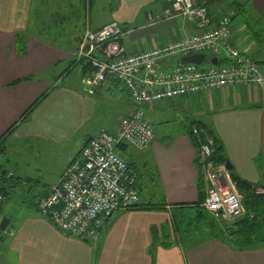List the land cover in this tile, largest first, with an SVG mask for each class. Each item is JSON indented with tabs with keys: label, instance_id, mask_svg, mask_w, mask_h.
Masks as SVG:
<instances>
[{
	"label": "crops",
	"instance_id": "0c3cea01",
	"mask_svg": "<svg viewBox=\"0 0 264 264\" xmlns=\"http://www.w3.org/2000/svg\"><path fill=\"white\" fill-rule=\"evenodd\" d=\"M197 2L206 3L212 24L235 7L232 41L264 65V0ZM169 6L167 0H98L97 4L0 0V163L4 166L2 155H7L14 134L12 143L21 142L23 148L31 139L42 145L45 141L37 156H49L56 146L63 151L54 177L43 183L37 200L25 203L17 217L3 213L12 193L10 172L4 168L10 194L0 205V220L9 219L8 229L14 235L2 234L0 264H264V241L239 245V235L223 233L200 206L206 191L199 186L203 175L190 137L191 121L206 123L223 144L235 173L264 185V86H227L146 106L145 116L158 121L168 114L166 109H178L183 113L176 117L181 124L172 130L161 124L144 149L118 146L139 174L137 188L144 207L117 211L97 240L85 242L63 234L38 210L39 201L79 156L87 139L102 129L114 131L133 106L116 80L96 87L93 94L86 91L83 79L89 68L75 62L79 36L87 27L94 30L117 21L131 30L121 43L134 53L198 31L176 12L167 17ZM175 62L167 60L165 67ZM211 64L208 57L206 67ZM63 75L73 80L64 83ZM46 92L47 97L23 118ZM73 138L76 151L65 153ZM238 220L228 224L234 226Z\"/></svg>",
	"mask_w": 264,
	"mask_h": 264
},
{
	"label": "built area",
	"instance_id": "2783aa9c",
	"mask_svg": "<svg viewBox=\"0 0 264 264\" xmlns=\"http://www.w3.org/2000/svg\"><path fill=\"white\" fill-rule=\"evenodd\" d=\"M167 1V17L176 12L195 24L198 31L134 53L127 52L121 43L131 30L117 21L94 30L87 27L79 36L75 60L89 68L83 79L86 91L93 94L96 87L116 80L127 91L133 106L114 131L102 129L87 139L79 156L39 201L40 214L67 236L95 241L117 211L132 209L141 202L139 174L117 148L127 144L144 149L153 142L155 132L145 116L146 106L227 86H264V69L232 41L231 23L238 13L235 7L212 24L205 2ZM199 53L204 54V59L207 54L216 58L217 63L200 67L181 61L182 57ZM170 59L176 62L167 68L165 62ZM191 129L194 135L202 136L199 162L206 191L202 206L218 222L241 218L246 214L243 197L226 164L212 160L213 137L197 124H192ZM256 192L264 193V188ZM3 201L0 193V204ZM2 234L11 237L14 231L7 227Z\"/></svg>",
	"mask_w": 264,
	"mask_h": 264
},
{
	"label": "rangeland",
	"instance_id": "374dc122",
	"mask_svg": "<svg viewBox=\"0 0 264 264\" xmlns=\"http://www.w3.org/2000/svg\"><path fill=\"white\" fill-rule=\"evenodd\" d=\"M95 1L97 4L98 0ZM41 35L49 37L47 32H43ZM68 65L65 66L66 69L68 68ZM207 65L208 54L200 67H206ZM262 68L264 69V67ZM62 80H64V83H68L73 80V78L64 76ZM166 112H168V114H161L163 119H165L164 122H162V118L158 121L156 118H149V116H146L153 126L154 132L159 133L161 124L169 125L171 130L180 126L181 123L178 122L176 117L182 116L183 113H181L178 109H166ZM16 138L17 137L14 134L10 141H8V153L7 155H2L3 160H1L5 166L4 168L10 172V175L13 174V177H8L10 179L9 182H11L12 185L10 188L12 189V193L8 196L4 203L3 213L15 217H17L24 210L25 203L29 204L30 202L37 200L43 189V183L49 182L60 167L61 163L58 159H60L63 154L60 146H56V148L53 147L50 151L49 156H37V152L40 154L39 148L42 145L40 142H34L32 139L28 140L24 143L23 148L21 142L12 143ZM75 142L76 138H73L72 143L66 145L67 149L65 153L76 151L77 144ZM46 144L47 143L44 141L42 146L46 147ZM45 147L43 149H45ZM55 158L57 160H55ZM1 221L2 220H0V223ZM220 223L221 228L224 226L226 228V225L230 222L226 223L222 221Z\"/></svg>",
	"mask_w": 264,
	"mask_h": 264
},
{
	"label": "trees",
	"instance_id": "16d2710c",
	"mask_svg": "<svg viewBox=\"0 0 264 264\" xmlns=\"http://www.w3.org/2000/svg\"><path fill=\"white\" fill-rule=\"evenodd\" d=\"M76 62V61H75ZM258 65L262 68L264 65L261 61H257ZM87 66V65H85ZM84 66V67H85ZM30 78H25V80ZM21 81V80H20ZM48 95V92L43 94L32 106L31 108L23 115V118L26 117L36 106H38ZM191 124H197L201 128H205L209 135H211L214 139L215 143V151L214 155L212 157V160L215 162V164L220 163H226L228 160V157L225 153V148L223 144L221 143L220 139L213 133L212 129L204 122L193 120L190 122ZM190 137L197 149V158L198 162L200 159V140L202 139V136L198 137L197 135L193 134V131L190 127ZM5 136L2 137L4 139ZM200 138V139H199ZM4 166L0 163V193L5 197L10 194L9 190H7V186L5 185V179L7 178V174H3ZM230 175L234 182L237 185L238 190L240 191L242 197H243V204L246 209V214L239 218L238 221L234 222V226L232 224H227L226 228L225 226L221 228L220 222L215 220L207 211V215L213 220V222H216L218 226H220L221 231L227 232L229 236H233L234 234H238L236 242L239 243L241 246H251L256 245L264 241V193H257L256 188L263 187L264 185L260 184H254L251 183L245 179L240 178L235 171L232 169L230 170ZM9 177V176H8ZM12 177V176H11ZM9 177V178H11ZM200 189L201 191H205V185L203 182L202 176L200 177ZM202 208V204H200ZM144 206H141V203H139L137 206H135L132 209L136 208H143ZM146 208H149L150 206H145ZM190 207V206H188ZM181 208V207H180ZM183 212V211H181ZM175 213L178 215V213L175 211ZM238 225H241V229H239ZM238 227V229H237ZM181 228V227H179ZM224 228V229H223ZM247 232V233H246ZM221 233V232H220ZM3 235L0 236V238Z\"/></svg>",
	"mask_w": 264,
	"mask_h": 264
},
{
	"label": "water",
	"instance_id": "95a60500",
	"mask_svg": "<svg viewBox=\"0 0 264 264\" xmlns=\"http://www.w3.org/2000/svg\"><path fill=\"white\" fill-rule=\"evenodd\" d=\"M203 60H204V54L203 53L193 54V55L181 58L182 62L195 63V64H199V65L202 64ZM211 61L214 64L217 63L216 58H212ZM225 164H226V167L229 171L232 170L233 165L231 164L230 160H227V162ZM8 225H9V219L3 218L1 223H0V236L2 235L3 231L8 227Z\"/></svg>",
	"mask_w": 264,
	"mask_h": 264
}]
</instances>
